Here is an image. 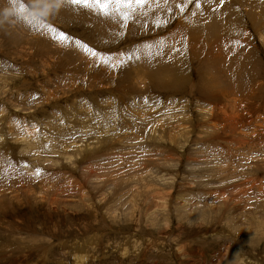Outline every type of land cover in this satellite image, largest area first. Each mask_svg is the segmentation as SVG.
<instances>
[{
    "label": "rangeland",
    "instance_id": "rangeland-1",
    "mask_svg": "<svg viewBox=\"0 0 264 264\" xmlns=\"http://www.w3.org/2000/svg\"><path fill=\"white\" fill-rule=\"evenodd\" d=\"M198 3L0 0V264H264V0Z\"/></svg>",
    "mask_w": 264,
    "mask_h": 264
},
{
    "label": "snow or ice",
    "instance_id": "snow-or-ice-1",
    "mask_svg": "<svg viewBox=\"0 0 264 264\" xmlns=\"http://www.w3.org/2000/svg\"><path fill=\"white\" fill-rule=\"evenodd\" d=\"M150 0H67V5L90 9L92 11H96L99 14L104 15L105 17H109L113 13L118 14L119 18L123 22H127L130 20L131 14L135 12L137 8H144ZM158 2V0H157ZM189 3H196L197 7H202L201 4L198 3V0H188ZM220 6H223V0H220ZM175 7L183 13L185 11V7L183 3L176 4ZM23 11V8H21ZM33 19H26V22L33 23ZM41 31L51 32L54 38L59 39L60 41H67L69 37L63 32L59 31L49 25L47 23H43L41 27ZM84 50L89 52L92 56H96L97 53L89 48L87 45H82ZM107 63V61H105Z\"/></svg>",
    "mask_w": 264,
    "mask_h": 264
},
{
    "label": "bare ground",
    "instance_id": "bare-ground-1",
    "mask_svg": "<svg viewBox=\"0 0 264 264\" xmlns=\"http://www.w3.org/2000/svg\"><path fill=\"white\" fill-rule=\"evenodd\" d=\"M211 30V29H210ZM213 94H215V93H213ZM213 96H215V95H213ZM226 97V96H225ZM224 97V98H225ZM210 98H212V97H210ZM215 99H216V97H215ZM215 99H213L212 98V100H215ZM227 100V99H226ZM215 102V101H214ZM227 103V102H226ZM232 104V103H231ZM230 104V105H231ZM227 105V104H226ZM30 148V147H29ZM25 149V148H24ZM27 150V149H26ZM25 151V150H24ZM35 160V159H34ZM22 161V160H21ZM22 164V163H21ZM28 165V164H27ZM25 166V165H24ZM23 166V167H24ZM18 168V167H17ZM29 169V168H28ZM27 189V188H26ZM58 196V195H57ZM210 197V196H209ZM191 218V217H190ZM77 245V244H76ZM67 246V245H66ZM80 246V250L77 252V250H76V252H75V250H73V254L71 255V253H70V256H71V258H73V262L75 263V264H82V263H84L85 262V260H86V258L88 257L87 256V254H86V252L83 254V253H80V252H82L83 251V245L82 244H80L79 245ZM85 246V245H84ZM76 249V248H75ZM12 251V250H11ZM85 251V250H84ZM89 255V254H88Z\"/></svg>",
    "mask_w": 264,
    "mask_h": 264
}]
</instances>
